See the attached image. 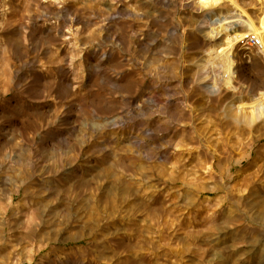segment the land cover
I'll return each instance as SVG.
<instances>
[{
    "label": "rangeland",
    "instance_id": "374dc122",
    "mask_svg": "<svg viewBox=\"0 0 264 264\" xmlns=\"http://www.w3.org/2000/svg\"><path fill=\"white\" fill-rule=\"evenodd\" d=\"M217 12L264 29V0H0V264H264V54L211 93Z\"/></svg>",
    "mask_w": 264,
    "mask_h": 264
},
{
    "label": "bare ground",
    "instance_id": "6f19581e",
    "mask_svg": "<svg viewBox=\"0 0 264 264\" xmlns=\"http://www.w3.org/2000/svg\"><path fill=\"white\" fill-rule=\"evenodd\" d=\"M198 1L207 7H216L221 0ZM216 14L212 18L210 17V20L206 21L205 24H209V27H207V25V28L203 29L204 36L209 41V49L212 56L210 55L208 58L202 59V63L198 65L199 81L205 82L206 88L211 93H218L219 90L225 86L236 89L235 80L237 78V61L234 54H232V50L239 43H242L252 36L257 37L262 48L261 52L264 54V29L262 30L258 27L251 17L243 15L242 13L234 15L230 12H217ZM233 17L238 18L237 22L233 23V25L236 24L235 27L231 28V33L227 34L223 37L224 39L220 41L218 33L220 32L221 22ZM246 17L247 19L245 20ZM227 22L229 21L227 20ZM226 27L228 30V26ZM209 49L207 51H209ZM250 109L256 114V116H264V93H262L260 97L258 96V98L252 99Z\"/></svg>",
    "mask_w": 264,
    "mask_h": 264
},
{
    "label": "built area",
    "instance_id": "2783aa9c",
    "mask_svg": "<svg viewBox=\"0 0 264 264\" xmlns=\"http://www.w3.org/2000/svg\"><path fill=\"white\" fill-rule=\"evenodd\" d=\"M248 44L255 47V46H259L260 42H259V39L257 37L252 36L248 39Z\"/></svg>",
    "mask_w": 264,
    "mask_h": 264
}]
</instances>
